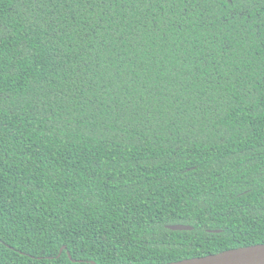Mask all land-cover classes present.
Instances as JSON below:
<instances>
[{
    "label": "trees",
    "instance_id": "16d2710c",
    "mask_svg": "<svg viewBox=\"0 0 264 264\" xmlns=\"http://www.w3.org/2000/svg\"><path fill=\"white\" fill-rule=\"evenodd\" d=\"M259 244L264 0H0V264Z\"/></svg>",
    "mask_w": 264,
    "mask_h": 264
},
{
    "label": "water",
    "instance_id": "95a60500",
    "mask_svg": "<svg viewBox=\"0 0 264 264\" xmlns=\"http://www.w3.org/2000/svg\"><path fill=\"white\" fill-rule=\"evenodd\" d=\"M168 229L183 232L192 231L194 228L191 226L174 225L169 226ZM216 233L219 232L216 231ZM65 250L66 247H63L59 256H61ZM69 258L71 259V255H69ZM93 264L96 263L93 262ZM165 264H264V244L237 248L219 253L217 255L186 259L179 262Z\"/></svg>",
    "mask_w": 264,
    "mask_h": 264
}]
</instances>
